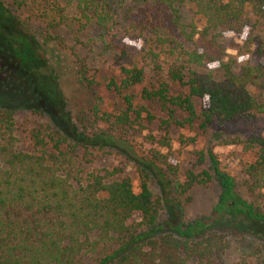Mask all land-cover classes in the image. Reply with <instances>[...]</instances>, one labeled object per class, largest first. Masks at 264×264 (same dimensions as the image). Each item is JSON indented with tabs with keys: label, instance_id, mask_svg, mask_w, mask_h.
<instances>
[{
	"label": "trees",
	"instance_id": "trees-1",
	"mask_svg": "<svg viewBox=\"0 0 264 264\" xmlns=\"http://www.w3.org/2000/svg\"><path fill=\"white\" fill-rule=\"evenodd\" d=\"M0 8L25 30L11 13L33 14L46 32L103 31V51L119 71V80L111 79L106 88L121 105L114 115L94 105L76 123L66 115L57 118L39 104L42 99L59 112L53 85L36 87L14 70L18 78L12 83L27 82L37 92L29 89L34 97L25 107L46 115L50 124L30 130V150L23 151L14 111L0 107V264H225L233 230L261 244L255 260L264 264V135L252 133L232 143L252 157L242 169L245 195L237 193L234 177L210 149L206 168L187 171L183 182L171 186L177 168L169 158L153 151L138 159L126 140L133 139L129 132L146 112L130 94L143 82L144 71L135 65L133 49L118 39L122 27L144 44L142 59L151 64L157 86L143 90L141 98L158 106L173 125H197L200 131L238 120L260 119L264 125V95H259L264 33L249 35L254 62L238 70L223 42L226 33H242L250 16L264 32V0H8ZM66 10L72 18L65 17ZM8 42L0 37L4 68ZM212 64L218 68L209 70ZM79 75L92 86L82 68ZM170 86L178 93L172 95ZM168 145L165 140L159 147ZM107 152L135 163L137 191L120 168L91 167L97 153ZM197 156L195 166L202 168L205 157ZM211 183L219 195L210 214L187 220V194Z\"/></svg>",
	"mask_w": 264,
	"mask_h": 264
},
{
	"label": "rangeland",
	"instance_id": "rangeland-1",
	"mask_svg": "<svg viewBox=\"0 0 264 264\" xmlns=\"http://www.w3.org/2000/svg\"><path fill=\"white\" fill-rule=\"evenodd\" d=\"M0 2L4 3V6L8 4V0H0ZM11 14L24 25L26 30L21 29L0 8V37L9 41L10 49L8 51L11 54L3 58V63L8 67L4 68V65L0 63V83L2 84L0 85V107L14 111L13 117L21 150H30L28 132L49 125L50 120L46 115L34 114L25 107L31 103L34 96L32 97L30 90L34 89L31 86L28 87L27 82L12 83L13 79L18 78L14 70H20L22 75L31 80V83H36V87L37 83L41 88L46 83L53 85L55 97L61 103L59 112L42 99L39 100V104L57 118L60 116L62 119L66 115L67 119L69 117L73 123H76L78 117L88 116V110L94 105H97L101 112L113 115L121 109L119 99L106 88L111 79L119 80V71L118 67L112 63L111 55L105 54L103 51L100 39L104 34L103 31L95 27H88L82 31H78L76 28L60 27L46 32L43 23L33 14ZM64 15L67 19L72 18L69 10H66ZM185 15L190 17L189 12H186ZM260 26L262 23L250 16L242 33L223 35L227 54L235 59L234 69H240L249 61L254 62L250 59L254 47L251 48L247 45V39L251 33L254 36H262L264 32ZM121 28L118 31V39L133 49L135 65L144 71L143 82L133 87L130 93L133 96L134 105L146 111L142 113L141 121L133 126V132H129V136H132L133 139L126 138L133 147V156L138 159L144 158L153 151L167 156L177 168L176 175L169 179L170 185L173 186L175 182H183L187 171L193 170L198 173L201 169L206 168L208 166L206 151L210 149L216 155L221 167L234 177L237 193L245 195L242 185V169L243 165L250 162L252 157L243 152L237 143H232L252 133L264 135V125L261 120H238L222 126L214 125L206 131L198 130L197 125L183 128L173 125L158 106L141 98L143 90L150 91L157 86L156 73L152 71L151 64L142 59L141 50L144 47L142 41L134 34L133 38L127 36L125 29ZM165 65L164 62L163 66ZM81 68L84 70L86 78L93 82L91 87L82 83L79 75ZM216 68H218V64L208 66V69L212 71ZM169 90L172 95L178 93L174 86H170ZM36 93L34 90L33 94ZM259 95H264V92H259ZM165 121L168 122L167 125L163 124ZM102 127L105 126L102 125ZM164 139L169 145L161 148L159 145L161 141H165ZM200 153L205 157L202 168L195 166L199 160L197 155ZM134 164L116 153L107 152V154L97 153V159L91 167L120 168L123 175L131 177L134 189L137 191L138 176ZM187 195L190 202L184 209L185 218L187 220L203 218L210 214L216 203L219 188L216 183L205 187L197 186ZM232 232V235H229V248L225 253L224 263L236 264L244 260L248 264H256L255 254L258 250L263 249L261 244L253 237L245 239L236 230Z\"/></svg>",
	"mask_w": 264,
	"mask_h": 264
}]
</instances>
